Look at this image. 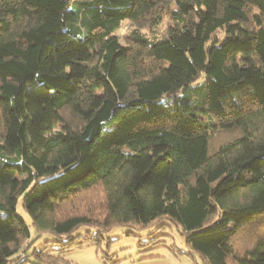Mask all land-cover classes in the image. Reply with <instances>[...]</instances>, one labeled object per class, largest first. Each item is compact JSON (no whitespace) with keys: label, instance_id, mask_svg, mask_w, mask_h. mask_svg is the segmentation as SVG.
<instances>
[{"label":"trees","instance_id":"trees-1","mask_svg":"<svg viewBox=\"0 0 264 264\" xmlns=\"http://www.w3.org/2000/svg\"><path fill=\"white\" fill-rule=\"evenodd\" d=\"M114 224L160 230L143 258L264 264V0H0V264H72Z\"/></svg>","mask_w":264,"mask_h":264},{"label":"rangeland","instance_id":"rangeland-1","mask_svg":"<svg viewBox=\"0 0 264 264\" xmlns=\"http://www.w3.org/2000/svg\"><path fill=\"white\" fill-rule=\"evenodd\" d=\"M173 24L172 20L169 18L168 15H165L163 19L155 26H143L140 28H137L129 19H123L118 28L114 31V34L119 39V42L122 45L126 44V36H128L131 31L138 30L145 36L149 38L154 37H162L164 35H167L171 25ZM211 40L216 38H222L223 37V30L221 28L215 30V32L211 35ZM201 118H205L204 114H200ZM91 199V201H90ZM99 196L98 195H91L89 197V201L93 205L97 204L96 201H98ZM98 205V204H97ZM16 211L18 214H20L28 223H30V215L29 213L22 207L21 203V197L17 199L16 203ZM170 223V228H168L167 233L169 234L168 237L164 238L165 244H171L175 243L179 248L184 249L185 248V240L184 236L181 232L180 226ZM86 229V226L81 225V227L78 229V231H84ZM131 232L132 234H128V232ZM160 232V230H157L155 228V225L149 226V227H134V226H128V225H120V224H114L107 232L104 233L105 239L104 243L101 245L100 249L97 250L94 246L88 245L82 248H70L65 253L64 256L68 260L71 261L72 264H107L106 260L101 258V251L102 254L107 255L110 260L122 258V259H128L132 257H137L138 255H141L140 252L141 246H139L141 241L147 240L149 237L156 235ZM40 234L35 236V231L31 227V236L33 235V240L29 244V248L27 249L28 252H30L32 249L37 248L40 249L47 245V248H55L56 244L54 243V239H58L56 236H54L52 233L46 231V232H39ZM110 239H115L109 243V247L107 246L108 241ZM239 242H244L240 239ZM50 253V252H49ZM151 253H168L166 247H158L151 251ZM150 253V254H151ZM21 254V253H20ZM179 258V257H178ZM183 261V264H188L189 259L185 256L180 257ZM197 263L193 260V264H203L201 262V259L199 257L196 258ZM191 260V259H190ZM34 259L32 258L31 261L25 262L24 264H35Z\"/></svg>","mask_w":264,"mask_h":264},{"label":"crops","instance_id":"crops-1","mask_svg":"<svg viewBox=\"0 0 264 264\" xmlns=\"http://www.w3.org/2000/svg\"><path fill=\"white\" fill-rule=\"evenodd\" d=\"M168 251V249H167ZM151 253V252H150ZM148 253V254H150ZM156 254L153 257H141L142 255H138L137 257H132L128 259H122L117 261L114 264H183V261L180 257H187L189 260L188 264H193V260L187 255H174L168 251V253H151ZM179 257V258H178ZM191 259V260H190ZM107 264H111V262H106Z\"/></svg>","mask_w":264,"mask_h":264}]
</instances>
